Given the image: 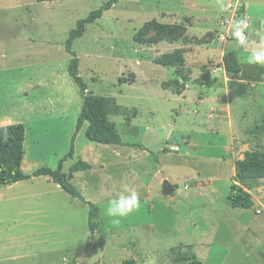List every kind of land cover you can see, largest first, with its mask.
I'll list each match as a JSON object with an SVG mask.
<instances>
[{
    "label": "rangeland",
    "instance_id": "374dc122",
    "mask_svg": "<svg viewBox=\"0 0 264 264\" xmlns=\"http://www.w3.org/2000/svg\"><path fill=\"white\" fill-rule=\"evenodd\" d=\"M106 1L0 0V125L25 124L27 174L57 169L71 149L83 98L65 42ZM239 20L243 46L232 36ZM260 47L264 0H119L88 24L73 43L80 75L136 146L91 141L86 122L63 163L99 207L93 239L89 204L51 178L1 186L0 264H264V180L246 187L252 208L227 204L237 160L264 149V67L247 63ZM79 159L92 168L72 174ZM125 189L140 208L114 226L106 208Z\"/></svg>",
    "mask_w": 264,
    "mask_h": 264
},
{
    "label": "trees",
    "instance_id": "16d2710c",
    "mask_svg": "<svg viewBox=\"0 0 264 264\" xmlns=\"http://www.w3.org/2000/svg\"><path fill=\"white\" fill-rule=\"evenodd\" d=\"M37 1L46 2L54 0ZM118 2L119 0H108L99 8L91 11L87 17L79 19L76 26L70 30L69 36L65 42V49L71 55L68 65V73L79 87V92L83 98V106L78 117L76 132L72 138L71 149L69 153L60 160L58 168L52 169L43 166L32 174L25 173L22 170V163L26 153L25 124L19 122L0 125V187L30 179L32 176L49 177L55 183L60 185L66 193L89 204V226L91 229H96L99 226V222L97 221L99 207L95 203L86 200L82 193L74 188L69 182L66 173L63 171L64 161L67 158L74 156V140L77 133L81 130L83 125L88 122L89 126L86 130V136L91 141L107 145L136 146V144H128L121 138L115 122L109 119L106 97L88 93L87 84L80 75V59L77 52L73 49V43L84 36L88 24L95 23L106 11L110 10ZM158 42L159 39L157 38L148 41V43L152 44ZM173 60L174 54H169L168 56L163 55L158 58V62L164 67L170 66V63ZM174 84H178V82H175ZM5 132L7 134L6 136L3 135ZM163 151L166 152L167 149H164ZM91 168V163L79 159L71 165L70 172L73 174L74 172L89 170ZM261 179H264V149H248L244 152L243 157L236 162L235 174L227 197V204L233 208H252L254 206V199L246 187L247 185ZM185 260L189 261L191 264H201L195 258H187ZM123 264L137 263L134 258H128L123 260Z\"/></svg>",
    "mask_w": 264,
    "mask_h": 264
},
{
    "label": "clouds",
    "instance_id": "9594fccd",
    "mask_svg": "<svg viewBox=\"0 0 264 264\" xmlns=\"http://www.w3.org/2000/svg\"><path fill=\"white\" fill-rule=\"evenodd\" d=\"M248 27L246 21L239 20L233 25L232 36L237 42L243 46L246 44L245 29ZM247 63L259 65L264 67V47L252 50L251 54L247 57ZM3 135H7L6 132ZM127 194H122L119 197L109 201L106 208V215L111 219L114 226H119L121 218L129 216L134 211L140 208V198L136 191H128Z\"/></svg>",
    "mask_w": 264,
    "mask_h": 264
},
{
    "label": "water",
    "instance_id": "95a60500",
    "mask_svg": "<svg viewBox=\"0 0 264 264\" xmlns=\"http://www.w3.org/2000/svg\"><path fill=\"white\" fill-rule=\"evenodd\" d=\"M175 191V186L174 184H172L170 181L166 180L163 184V190L162 193L164 195H170ZM95 233V229H92V239H93V235Z\"/></svg>",
    "mask_w": 264,
    "mask_h": 264
},
{
    "label": "crops",
    "instance_id": "0c3cea01",
    "mask_svg": "<svg viewBox=\"0 0 264 264\" xmlns=\"http://www.w3.org/2000/svg\"><path fill=\"white\" fill-rule=\"evenodd\" d=\"M28 91H24V93L26 94ZM26 154V153H25ZM24 161V160H23ZM131 161H132V159H131ZM23 164V163H22ZM234 167V166H233ZM22 170H23V168H22ZM24 171V170H23ZM129 172V175L131 176H133L134 174H136V173H138L137 172V167H134L133 169L131 168V170H129L128 171ZM42 177V176H41ZM264 180V179H263ZM14 184V183H13ZM11 185V184H10ZM188 187V186H187Z\"/></svg>",
    "mask_w": 264,
    "mask_h": 264
},
{
    "label": "built area",
    "instance_id": "2783aa9c",
    "mask_svg": "<svg viewBox=\"0 0 264 264\" xmlns=\"http://www.w3.org/2000/svg\"><path fill=\"white\" fill-rule=\"evenodd\" d=\"M174 147H172V149H173ZM186 188H188V187H186Z\"/></svg>",
    "mask_w": 264,
    "mask_h": 264
}]
</instances>
